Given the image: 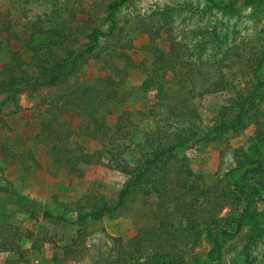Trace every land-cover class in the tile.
<instances>
[{
  "label": "rangeland",
  "instance_id": "1",
  "mask_svg": "<svg viewBox=\"0 0 264 264\" xmlns=\"http://www.w3.org/2000/svg\"><path fill=\"white\" fill-rule=\"evenodd\" d=\"M149 42L164 52L176 46L182 76L169 73L158 86L141 94L144 67L149 68L152 56L140 47ZM112 46L121 52L112 66H127V56L142 68L130 69L123 81L134 97L117 105L99 129L112 127L119 113L140 108L148 115V121L138 125L140 137L173 135L185 125L198 128L197 144L189 143L173 165L185 157L186 168L207 190L203 209H209L218 188L233 189L231 185L240 180L242 172H234L241 156L246 154L248 159L254 157V150L259 152L262 170L255 180L260 192L251 206L258 215L255 223L232 238L214 225L200 227L199 241L181 246V264L202 263L213 244L217 248L213 264H264V88L258 85L264 82V6L243 7L229 16L205 0H0V69L17 58L31 62L36 50H43L38 56H52V63L67 58L73 50L75 64L70 61L69 71L76 77L70 84H94L117 75L102 62ZM32 68L22 65L25 70ZM17 90H0V264H134L128 240L142 221L150 220L149 210L157 196L144 203L138 195L132 196L119 215L90 217L95 207L117 200L128 177L111 167L106 154L98 164L83 166L78 175L68 176L53 166L36 135L39 114L44 111L40 106L55 89ZM241 99L250 117L243 129L211 140L210 130L221 110L231 109ZM128 103L132 108L127 109ZM70 104L67 100L68 108ZM232 110L231 119L238 108ZM63 121L77 131L79 119L72 111ZM74 138L88 152L100 149L96 141L79 133ZM135 150L132 146L127 152L134 155ZM243 205L228 198L216 221H230ZM46 214L63 220H52ZM230 226L224 228L230 230ZM14 241L20 245L18 253ZM121 254L128 260L121 263Z\"/></svg>",
  "mask_w": 264,
  "mask_h": 264
},
{
  "label": "trees",
  "instance_id": "2",
  "mask_svg": "<svg viewBox=\"0 0 264 264\" xmlns=\"http://www.w3.org/2000/svg\"><path fill=\"white\" fill-rule=\"evenodd\" d=\"M205 1L211 8L220 10L229 16H235L243 7L258 9L264 6V0H230L226 3L216 0ZM118 5V3L110 5V10ZM53 33H59V31L55 30ZM97 36L94 35L93 38ZM175 47L173 46L170 52L155 48L150 42L140 47L144 54L152 56L149 68L144 67L145 79L140 88L141 94L158 86L161 79L169 73L181 78L180 74L182 73L178 69L180 62L174 50ZM115 48L117 46H112L110 51L113 53H108L102 59L103 65L106 64L112 73L117 74L113 75L114 78L109 75L94 84L84 85L73 81L70 84L72 77H76L72 70L69 71V64L74 59L75 52L70 50L67 58L52 63V56L46 57L45 54L38 56V51L43 50L35 49V56L31 62L26 63L17 58L0 69V90H11L12 93H18L17 89L22 88L55 89L54 93L49 95L40 106L44 111L39 114V131L36 135L37 142L45 147L53 166L61 169L68 176H73L78 175L83 166L98 164L103 154L108 155L111 167L125 174L128 177V182L119 193L117 200L110 203L103 202L100 206L95 207V212H91L89 216L96 219L104 215H119L125 209L126 203L131 201L132 196L138 195L143 203L150 200L151 197L157 196L156 203L152 204L153 208L149 210L150 220L142 221L136 235L128 240L129 257H133L134 264H181L183 253L181 246L190 240L199 241L200 227L214 225L221 234L232 238L244 226L250 227L255 223L258 215L251 210V206L260 192L255 180V177L260 176V170H262L261 167H258L261 163V159L258 157L259 152L254 150V157H248V159H246V154L241 156L242 159L238 161L234 172H242L240 180L231 185L233 189L220 190L218 188L216 190L217 197L211 204L209 203V209H203V205L208 202L207 190L196 182L198 178L192 176L189 169L186 168L185 157H179V160H176L179 164L176 162L177 165H173L177 154L188 149L189 143H191L190 145L197 144L200 139L198 128L185 125L173 135L148 138L143 134V137H140L136 134L138 125L148 121V115L144 109L140 108L135 111L125 110L119 113L120 115L117 116L112 127L105 130L99 129L105 118L116 112L117 105L127 103V97H134L132 90L128 92L123 87L125 85L123 81L129 75L130 69L135 71L142 68L141 64L137 66L127 56L125 57L127 66L126 63L122 69L120 66H112L117 57L119 59L121 53L117 52ZM69 58L71 59L67 61ZM94 58L99 59L97 55ZM261 59L264 60V52ZM71 64H75V60ZM22 65L33 68L25 70L22 69ZM115 77L117 78L115 79ZM258 85L264 88V82L258 81ZM67 100L71 102L70 108L66 106ZM244 103L245 101L241 99L231 105V109L221 110L217 124L210 130L211 140L220 138V135L227 132H234L235 128L243 129L250 118L244 110ZM232 107L238 108L233 119L229 116ZM130 108L132 107L128 103L127 109ZM70 111L79 119L77 131H74L67 122L63 121V116ZM134 115L139 117L138 121ZM193 115L195 116L194 112ZM228 123L230 124L228 125ZM78 133L96 141L100 145V149L93 153L86 151L75 142L74 136H77ZM159 133L161 131H158L157 135ZM188 133L192 140L190 135H187ZM217 133L218 136H216ZM132 146L138 150V152L135 150L134 155H131L134 149L127 152V150H131ZM128 156L131 157L132 163L128 160ZM249 166L254 167L250 168ZM251 175L253 176L251 177ZM253 178L255 182L252 181ZM228 198L242 201L243 208L237 210V213L228 222L216 221V214L219 213ZM46 217L55 221L63 220L55 218L51 214H46ZM226 226H230L231 229L227 230L224 228ZM257 226L255 225L254 228ZM11 243H14V249L18 253L19 243L16 241ZM7 245H9V241L2 247ZM209 247L206 257L200 264H213L211 260L217 248L214 244ZM7 249L13 251L11 247H7ZM122 260L127 261L128 258H123L121 254L119 261L122 263Z\"/></svg>",
  "mask_w": 264,
  "mask_h": 264
},
{
  "label": "crops",
  "instance_id": "3",
  "mask_svg": "<svg viewBox=\"0 0 264 264\" xmlns=\"http://www.w3.org/2000/svg\"><path fill=\"white\" fill-rule=\"evenodd\" d=\"M65 26V25H64Z\"/></svg>",
  "mask_w": 264,
  "mask_h": 264
}]
</instances>
